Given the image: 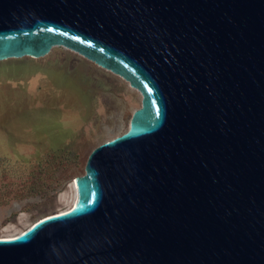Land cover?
<instances>
[{
	"label": "water",
	"instance_id": "obj_1",
	"mask_svg": "<svg viewBox=\"0 0 264 264\" xmlns=\"http://www.w3.org/2000/svg\"><path fill=\"white\" fill-rule=\"evenodd\" d=\"M55 47L141 106L0 264H264V0H0V62Z\"/></svg>",
	"mask_w": 264,
	"mask_h": 264
},
{
	"label": "rangeland",
	"instance_id": "obj_2",
	"mask_svg": "<svg viewBox=\"0 0 264 264\" xmlns=\"http://www.w3.org/2000/svg\"><path fill=\"white\" fill-rule=\"evenodd\" d=\"M141 98L63 47L0 62V238L69 209L90 152L123 134Z\"/></svg>",
	"mask_w": 264,
	"mask_h": 264
},
{
	"label": "bare ground",
	"instance_id": "obj_3",
	"mask_svg": "<svg viewBox=\"0 0 264 264\" xmlns=\"http://www.w3.org/2000/svg\"><path fill=\"white\" fill-rule=\"evenodd\" d=\"M74 186H75V185H74ZM75 199H76V196H75V198H74V200H73V202H72L71 207L73 206V204H74V202H75ZM71 207H70V208H71ZM70 208H69V209H70ZM12 237H13V236H12Z\"/></svg>",
	"mask_w": 264,
	"mask_h": 264
}]
</instances>
